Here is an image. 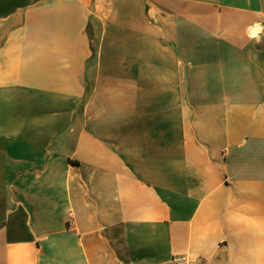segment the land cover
Listing matches in <instances>:
<instances>
[{"label":"crops","instance_id":"1","mask_svg":"<svg viewBox=\"0 0 264 264\" xmlns=\"http://www.w3.org/2000/svg\"><path fill=\"white\" fill-rule=\"evenodd\" d=\"M0 264H264V0H0Z\"/></svg>","mask_w":264,"mask_h":264}]
</instances>
